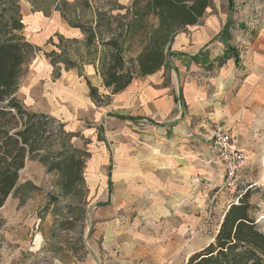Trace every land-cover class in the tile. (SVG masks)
<instances>
[{
  "label": "rangeland",
  "instance_id": "rangeland-1",
  "mask_svg": "<svg viewBox=\"0 0 264 264\" xmlns=\"http://www.w3.org/2000/svg\"><path fill=\"white\" fill-rule=\"evenodd\" d=\"M10 1L14 0H0V10L9 8ZM82 1L73 0V8L77 10ZM89 1L92 6L110 2ZM34 2L35 9L49 12L53 8L49 0ZM119 2L128 4L127 0ZM18 4L26 5V12H29L28 7L31 10L29 3L18 0ZM211 11L218 31L224 28L226 17L231 19L232 27L224 40L226 45L219 51H212V58L186 71L178 85H174V92H178L176 95L183 102L170 116L172 119L181 111L191 119L192 125H201L206 174L186 182L167 178L173 183L161 189L149 188L137 195L131 188L130 200L124 195L126 187L116 182L112 205L100 208L98 205L107 200L106 189L101 183L103 173L98 174L97 170L90 173L89 166L93 156L105 148L99 141L105 121L104 118L98 123L87 121L88 136L77 133L71 141L74 148L90 153L85 159L83 185L78 194L62 196L57 172L47 173L39 162L26 161L19 184L29 181L39 190L29 193L23 207L9 205L0 209V264H185L190 255L211 242L225 209L237 203L247 189L251 194L249 202L255 209L254 216L264 232V0H233L232 11L228 10L227 0H216ZM84 14L85 22L93 18L91 11ZM26 16L22 17L24 23L29 19V14ZM33 24L36 29L33 30L34 26L28 22L23 35L26 41L39 46L40 51L23 66L16 98L27 111L46 113L52 120L45 136L50 138L46 146L50 150L48 154L54 158L59 148L50 134L56 132L59 123L49 115L51 98L47 88L55 80L52 75L46 77L38 70L41 64H49L44 53H49L53 46L35 41L55 34L72 37L66 33L56 13ZM188 31L192 29L184 32ZM229 47L240 56L238 67L233 66L232 58L219 66L221 58L231 57L227 52ZM170 77L166 75L164 85H169ZM190 84L196 90L195 96L201 91L204 97L194 110L183 100L186 99V85ZM24 89L26 94L20 96ZM100 95L105 97L106 94L102 91ZM29 98L33 100L34 109L26 107ZM215 122L229 127L239 147L246 151L247 160L233 187L225 186L222 167L206 151L207 132ZM123 125H126L122 129L125 143L130 145L131 142L139 148L150 144L146 135L148 128L154 130L152 125L146 122L143 125L147 127ZM166 126L156 129L164 138V132L170 128L169 124ZM117 146V141L110 143L107 152L112 155ZM168 149L167 145H161L165 160L170 158Z\"/></svg>",
  "mask_w": 264,
  "mask_h": 264
},
{
  "label": "trees",
  "instance_id": "trees-1",
  "mask_svg": "<svg viewBox=\"0 0 264 264\" xmlns=\"http://www.w3.org/2000/svg\"><path fill=\"white\" fill-rule=\"evenodd\" d=\"M28 1L35 6L33 0ZM49 1L69 27L84 36L81 43L58 37L56 47L60 53L45 54L54 71L57 73L59 64L65 71L91 64L111 95L123 92L135 78L152 75L162 67L167 70L169 60L174 57L170 52L174 35L196 24L213 3L212 0H132L124 8L118 0L94 6L89 0H83L82 8L91 9L95 14L94 21L84 22L68 1ZM227 2L228 10L232 11L233 0ZM231 27L228 17L221 34H226ZM22 29L18 0L10 1L9 8L0 10V208L10 196L19 201L18 207H23L29 193L39 190L29 181L18 183L26 161L39 162L47 173L57 172L62 196L70 197L78 194L83 185L85 159L89 156L72 146L71 140L77 134L66 133L61 124L50 134L59 148L54 158L50 156V150L46 149L50 138L45 135L52 120L44 114L27 111L15 98L23 66L39 51L26 41ZM135 39L141 52L135 58H127L131 50L129 41ZM227 52L231 57L221 58L219 66L232 58L238 67L237 51L229 47ZM87 85L92 100L104 103L105 97L89 82ZM107 183L108 200L101 202L100 208L110 204L111 183ZM250 198L247 189L237 203L225 209L211 242L190 255L185 264H264V232L254 216Z\"/></svg>",
  "mask_w": 264,
  "mask_h": 264
},
{
  "label": "crops",
  "instance_id": "crops-1",
  "mask_svg": "<svg viewBox=\"0 0 264 264\" xmlns=\"http://www.w3.org/2000/svg\"><path fill=\"white\" fill-rule=\"evenodd\" d=\"M19 1L31 5V10L30 7H28L29 12H26V5L23 7L21 4H18L21 18H26V13L29 14L27 23H24L22 18V34L28 22H31V26H34L33 23L37 25L38 22L49 19L52 13H56L66 33L69 37H72L64 38L62 35L55 34L52 37L50 35V37L42 38V40L36 39L35 43L40 45H51L53 49L50 52L54 51L60 53L59 49L56 47L58 44V37L63 38L64 41L75 40L78 43L83 42L84 36L82 33L77 29L69 27L68 23L61 17L59 12L54 10V6L51 11L45 12L35 9L36 4L33 6L28 0ZM66 1L73 4V0ZM119 1L120 0H118V4L124 8L129 7L132 2V0H127L128 4L123 5ZM212 1V6L205 9L203 17L200 18L196 24L188 25L174 35L172 44L170 45V52L174 54V57L169 60L167 70L162 67L152 75L143 76V78H135L123 92L118 94L111 95V91L103 87L102 78L96 73V67L93 65L83 64L79 67V70L69 69L65 71L64 66L59 64V69L56 73L52 64L45 57V54H50V52L44 53V58L49 64H41L38 66V70L46 77L52 75L55 80L52 86L47 88V92L51 98V105L49 108L50 117L63 125V130L66 133H81L87 136V121L98 123L104 118L105 122L102 124L104 132L99 141L103 142L105 148L100 150L99 155L96 157L93 156V160L90 163L92 165L89 166V172L94 173L95 170H97L98 174L101 172L103 173L101 176V183H103V187L106 189L107 200V182L109 181L111 183V193L109 196L110 204L108 206L113 203V187L116 182L126 187L124 195L130 200L132 194L131 188L135 189V195H137L147 192L149 188L156 189V187H158L161 189L162 186L173 183L172 180H166L167 178L173 180L178 179L177 181L179 182H186L192 181L194 178L199 179L206 174L205 149L202 146L204 139L201 125H192L191 119L185 116V114H182L181 111L176 113L172 119L170 116L176 108L180 109L181 103L183 102L179 99L178 95H176L178 92H174V85L176 84L175 87L178 85L179 80L187 74L186 71L189 72V70L196 68L201 62L207 60L206 58H212V51H219L220 47L226 45L224 40L229 31L226 34H221L223 29L217 30L215 26L216 19L211 15V10L216 0ZM77 10H75L76 15L82 18L84 22V12L87 11H91L93 14V18L90 21L95 20V14L91 9H84L80 4ZM44 12L49 16L45 15ZM153 24L156 26L157 22L154 21ZM31 28L34 30L36 26ZM187 29H192V31L185 33L184 31ZM78 36L81 38L80 40L74 38ZM55 38L56 41H54ZM41 41H43V43ZM137 42V39L129 41L131 50L127 53V58H135L141 52V48ZM28 43L32 45V43ZM32 46L37 47L40 51L39 46H36V44ZM211 46H215L216 50H212ZM206 50L210 51L209 54ZM216 55L217 54H214L213 56ZM232 62L233 66L236 67L233 59ZM166 75H171L169 85H164L163 83L164 79H166ZM87 82H89L91 87L95 88L99 94L102 91L106 94V101L104 103L97 104L92 100L89 95L90 91ZM17 92L18 89L15 98L18 97ZM25 92L27 91L24 89L20 96H24L26 94ZM195 92L196 90L192 88L191 84L186 85V99L183 100L187 106L193 107V110L200 101L204 100L201 91L198 92L196 96ZM57 99L61 103L58 102ZM29 100L30 102H25L26 107L28 109H34L31 105L33 100L30 98ZM55 101L56 103H53ZM33 113L43 114V112ZM45 114L46 113H44V115ZM120 117L123 118V120H121ZM161 121L166 123H161ZM145 122L149 123L154 128V130L148 128L147 132L149 134L146 135L148 138L145 137L146 140H149L148 142H150V144L146 146V148H139L133 146L131 142L130 145L125 143L122 129L126 125L123 124H127V126L132 125V127H147L143 125ZM168 124L170 128H167L168 131L164 132L166 135V138H164V135H162L161 132L158 133L156 129L158 128L160 130L166 128ZM213 126H224L236 137L234 135L235 133L224 123L215 122ZM131 131L133 132V130H130V133ZM209 132L210 130L207 132L208 135L206 139V151L208 154H210L208 149L210 143ZM131 135L133 134L131 133ZM74 138L75 137H73L72 140ZM115 141L118 142V146L111 155L110 152H107V146ZM163 144L167 145L169 148L167 153L170 158L167 160H165L164 152L161 150V145ZM88 155L87 158L90 157V153H88ZM223 174L224 170L222 168V179ZM107 200L105 202H107ZM6 201L5 205L0 209H6L9 205L14 206L19 204V201H16L15 198L12 199L11 196Z\"/></svg>",
  "mask_w": 264,
  "mask_h": 264
},
{
  "label": "built area",
  "instance_id": "built-area-1",
  "mask_svg": "<svg viewBox=\"0 0 264 264\" xmlns=\"http://www.w3.org/2000/svg\"><path fill=\"white\" fill-rule=\"evenodd\" d=\"M209 134L211 159L222 166L225 186L233 187L247 160L246 151L239 147L237 138L224 126L212 127Z\"/></svg>",
  "mask_w": 264,
  "mask_h": 264
}]
</instances>
